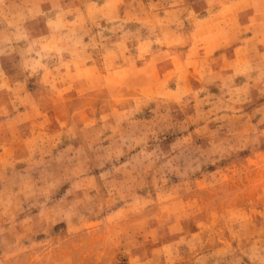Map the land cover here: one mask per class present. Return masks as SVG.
Listing matches in <instances>:
<instances>
[{
	"label": "rangeland",
	"instance_id": "rangeland-1",
	"mask_svg": "<svg viewBox=\"0 0 264 264\" xmlns=\"http://www.w3.org/2000/svg\"><path fill=\"white\" fill-rule=\"evenodd\" d=\"M263 13L0 0V264H264Z\"/></svg>",
	"mask_w": 264,
	"mask_h": 264
},
{
	"label": "crops",
	"instance_id": "crops-1",
	"mask_svg": "<svg viewBox=\"0 0 264 264\" xmlns=\"http://www.w3.org/2000/svg\"><path fill=\"white\" fill-rule=\"evenodd\" d=\"M263 15H264V13H263ZM258 28H259V27H255V26H254L253 28H250L249 31L251 32L252 35H254V32H259ZM252 35H251V37H253ZM254 36H255V35H254Z\"/></svg>",
	"mask_w": 264,
	"mask_h": 264
}]
</instances>
